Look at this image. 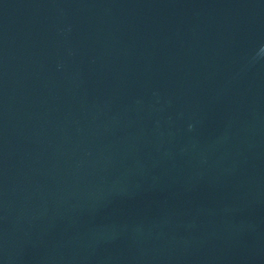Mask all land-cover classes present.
<instances>
[{
    "label": "water",
    "instance_id": "obj_1",
    "mask_svg": "<svg viewBox=\"0 0 264 264\" xmlns=\"http://www.w3.org/2000/svg\"><path fill=\"white\" fill-rule=\"evenodd\" d=\"M0 264H264V0H0Z\"/></svg>",
    "mask_w": 264,
    "mask_h": 264
}]
</instances>
